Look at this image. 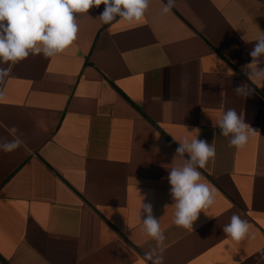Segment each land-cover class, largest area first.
Listing matches in <instances>:
<instances>
[{
  "label": "crops",
  "instance_id": "0c3cea01",
  "mask_svg": "<svg viewBox=\"0 0 264 264\" xmlns=\"http://www.w3.org/2000/svg\"><path fill=\"white\" fill-rule=\"evenodd\" d=\"M166 3L134 22L103 24V4L74 13L68 48L30 52L3 77L0 146L13 127L21 145L0 148V264H264V79L246 75L264 68V54L248 67L264 0ZM228 109L257 131L239 150L218 124ZM194 137L216 149L197 167L215 202L185 229L168 177ZM233 214L249 224L240 242L223 231Z\"/></svg>",
  "mask_w": 264,
  "mask_h": 264
},
{
  "label": "clouds",
  "instance_id": "9594fccd",
  "mask_svg": "<svg viewBox=\"0 0 264 264\" xmlns=\"http://www.w3.org/2000/svg\"><path fill=\"white\" fill-rule=\"evenodd\" d=\"M103 4L104 11L100 15L103 24H110L116 16L128 22L139 21L145 15L149 0H0V64L11 62L7 69L0 68V82L9 76L12 66L29 56L31 52L37 55L43 52L44 57H53L62 53L76 39L78 26L74 13H87L92 7ZM175 0H167L163 6L165 13L174 6ZM264 54V35L257 38V42L250 52L252 63L249 68L259 63V57ZM249 79H264V68H257L255 72H247ZM244 85L237 86V94L242 92ZM224 137L231 134L230 147L237 150L248 142L249 135H255L256 130L249 127L234 109H228L218 121ZM14 136L0 148L4 152H11L21 145L15 138L17 128L9 130ZM177 153L183 155L187 151L189 162L182 168L173 167L169 173L171 195L175 200V219L177 227L192 228L202 210L208 209L215 202V189L202 181L197 167L203 169L216 155L215 146L196 137L185 138L177 148ZM148 213L143 225L147 234L158 243L165 241L159 220L152 213L151 204L143 205ZM223 231L234 241L244 240L249 232V224L238 215L233 214L231 222ZM146 260H152L146 254ZM153 264H164V257L159 256Z\"/></svg>",
  "mask_w": 264,
  "mask_h": 264
}]
</instances>
